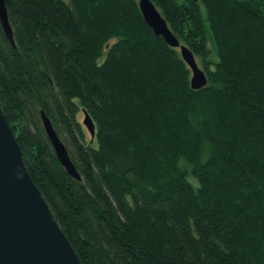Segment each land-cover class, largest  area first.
<instances>
[{
  "label": "trees",
  "instance_id": "16d2710c",
  "mask_svg": "<svg viewBox=\"0 0 264 264\" xmlns=\"http://www.w3.org/2000/svg\"><path fill=\"white\" fill-rule=\"evenodd\" d=\"M152 1L204 86L136 0H4L0 106L25 166L82 264H264V0Z\"/></svg>",
  "mask_w": 264,
  "mask_h": 264
},
{
  "label": "water",
  "instance_id": "95a60500",
  "mask_svg": "<svg viewBox=\"0 0 264 264\" xmlns=\"http://www.w3.org/2000/svg\"><path fill=\"white\" fill-rule=\"evenodd\" d=\"M141 15L153 33L171 46H178L190 69V87L206 84V75L193 52L179 41L152 0H136ZM0 23L13 43L4 0H0ZM40 119L53 153L66 172L79 175L50 119L40 110ZM82 123L93 134V122L84 111ZM0 264H82L56 222L49 205L33 182L22 151L0 106Z\"/></svg>",
  "mask_w": 264,
  "mask_h": 264
},
{
  "label": "rangeland",
  "instance_id": "374dc122",
  "mask_svg": "<svg viewBox=\"0 0 264 264\" xmlns=\"http://www.w3.org/2000/svg\"><path fill=\"white\" fill-rule=\"evenodd\" d=\"M83 116L80 115V120L82 119Z\"/></svg>",
  "mask_w": 264,
  "mask_h": 264
}]
</instances>
